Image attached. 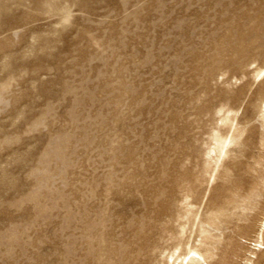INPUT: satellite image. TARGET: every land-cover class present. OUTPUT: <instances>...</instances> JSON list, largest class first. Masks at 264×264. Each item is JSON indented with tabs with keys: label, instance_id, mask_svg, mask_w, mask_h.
<instances>
[{
	"label": "rangeland",
	"instance_id": "obj_1",
	"mask_svg": "<svg viewBox=\"0 0 264 264\" xmlns=\"http://www.w3.org/2000/svg\"><path fill=\"white\" fill-rule=\"evenodd\" d=\"M0 264H264V0H0Z\"/></svg>",
	"mask_w": 264,
	"mask_h": 264
}]
</instances>
